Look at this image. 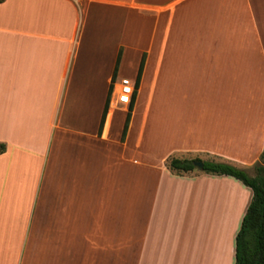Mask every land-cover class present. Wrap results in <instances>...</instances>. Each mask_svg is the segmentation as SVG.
<instances>
[{"label": "crops", "instance_id": "1", "mask_svg": "<svg viewBox=\"0 0 264 264\" xmlns=\"http://www.w3.org/2000/svg\"><path fill=\"white\" fill-rule=\"evenodd\" d=\"M263 9L264 0L0 1V264H235L252 189L166 162L197 157L249 173L260 162ZM143 58L122 139L131 103L115 85L135 83ZM148 125L164 134L162 151L143 146Z\"/></svg>", "mask_w": 264, "mask_h": 264}, {"label": "trees", "instance_id": "2", "mask_svg": "<svg viewBox=\"0 0 264 264\" xmlns=\"http://www.w3.org/2000/svg\"><path fill=\"white\" fill-rule=\"evenodd\" d=\"M2 1V0H0ZM119 64V57L116 65V71ZM144 58L141 61L138 76L135 81V89L139 87L140 77L143 71ZM115 74L109 89L103 111L100 133L103 129L106 115L108 113ZM135 90V92H136ZM134 92V94H135ZM134 97V95H133ZM132 103L126 116L122 139L125 138L132 111ZM6 146L0 144V152L5 150ZM195 161L203 162V171L214 175H227L240 180L244 185L252 189L253 196L242 219L241 226L236 235V259L235 264H264V151L261 154L260 162L254 166V174H250L246 169L235 166L229 162L216 160H201L200 158H179L169 157L167 159L168 168L178 174L192 171L196 168Z\"/></svg>", "mask_w": 264, "mask_h": 264}, {"label": "rangeland", "instance_id": "3", "mask_svg": "<svg viewBox=\"0 0 264 264\" xmlns=\"http://www.w3.org/2000/svg\"><path fill=\"white\" fill-rule=\"evenodd\" d=\"M263 16H264V9H263ZM131 64V63H130ZM138 122V117L136 119V124ZM163 124V123H162ZM164 134L163 133H156V132H150V128L148 125V128L146 130L145 136H144V140H143V146L147 149H153L156 152L158 151H162L164 146H165V141H164ZM250 174H254V169L252 171V173Z\"/></svg>", "mask_w": 264, "mask_h": 264}, {"label": "built area", "instance_id": "4", "mask_svg": "<svg viewBox=\"0 0 264 264\" xmlns=\"http://www.w3.org/2000/svg\"><path fill=\"white\" fill-rule=\"evenodd\" d=\"M135 83L128 78H123L115 85L119 101L124 104H130L135 92Z\"/></svg>", "mask_w": 264, "mask_h": 264}, {"label": "water", "instance_id": "5", "mask_svg": "<svg viewBox=\"0 0 264 264\" xmlns=\"http://www.w3.org/2000/svg\"><path fill=\"white\" fill-rule=\"evenodd\" d=\"M194 165L200 169H203V162L202 161H195Z\"/></svg>", "mask_w": 264, "mask_h": 264}]
</instances>
